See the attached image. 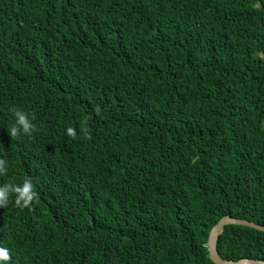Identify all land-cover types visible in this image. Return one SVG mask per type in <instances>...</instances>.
Listing matches in <instances>:
<instances>
[{"label":"trees","instance_id":"1","mask_svg":"<svg viewBox=\"0 0 264 264\" xmlns=\"http://www.w3.org/2000/svg\"><path fill=\"white\" fill-rule=\"evenodd\" d=\"M0 161L6 264H215L264 226V0H0Z\"/></svg>","mask_w":264,"mask_h":264},{"label":"clouds","instance_id":"2","mask_svg":"<svg viewBox=\"0 0 264 264\" xmlns=\"http://www.w3.org/2000/svg\"><path fill=\"white\" fill-rule=\"evenodd\" d=\"M13 115H14L15 121L10 129V135L11 136H16L17 134L30 135L34 129V125L32 124V120L34 119V117L30 113H26L25 111L21 109H14ZM80 132L87 135L86 122L80 127ZM65 133L68 136H75L76 130L73 127H67L65 130ZM5 172H6L5 163L4 161H0V175L5 174ZM10 194L14 195L15 197L14 202L16 206L18 207L29 206L31 201L37 195V193L33 190L32 182L29 179H24L19 184H16V183L0 184V206H6V204L8 203V198ZM208 240H209V237H208ZM207 244H208V241H207ZM217 247H218V244H217ZM8 259H9L8 250L6 248H0V264H6ZM225 259H228V258H225ZM229 260H234V259H229Z\"/></svg>","mask_w":264,"mask_h":264},{"label":"water","instance_id":"3","mask_svg":"<svg viewBox=\"0 0 264 264\" xmlns=\"http://www.w3.org/2000/svg\"><path fill=\"white\" fill-rule=\"evenodd\" d=\"M230 224L250 226V227H254V228L264 231L263 225L251 222L247 219L236 218L230 214L223 217L217 224H215L212 227L210 234H209L208 248H209L210 257L212 261L215 264H264L263 260H257V259H251V258H241L235 261V260L225 259L220 255V253L218 252V247H217L218 240H219L220 235L224 232L225 226L230 225Z\"/></svg>","mask_w":264,"mask_h":264}]
</instances>
